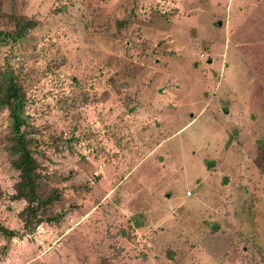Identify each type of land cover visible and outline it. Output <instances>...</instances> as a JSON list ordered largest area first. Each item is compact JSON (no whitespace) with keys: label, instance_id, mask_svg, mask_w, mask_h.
Returning <instances> with one entry per match:
<instances>
[{"label":"rangeland","instance_id":"rangeland-1","mask_svg":"<svg viewBox=\"0 0 264 264\" xmlns=\"http://www.w3.org/2000/svg\"><path fill=\"white\" fill-rule=\"evenodd\" d=\"M57 220L24 229L0 108V264H264V0H0Z\"/></svg>","mask_w":264,"mask_h":264},{"label":"trees","instance_id":"trees-1","mask_svg":"<svg viewBox=\"0 0 264 264\" xmlns=\"http://www.w3.org/2000/svg\"><path fill=\"white\" fill-rule=\"evenodd\" d=\"M12 28L0 29V43L17 41L26 35V31L35 25L32 19H23L17 15L12 16ZM25 92L23 91L19 77L13 70L0 69V108L8 111L10 123V150L13 158L10 160L12 167L18 172V178L13 184V199L25 201L24 207L19 212L22 227L33 230L43 222L56 221L58 214L52 212V207L59 199L57 188L43 186L42 176L38 168L40 163L34 155L33 149L37 141L32 137V130L26 121ZM264 161V149L261 153ZM2 191L0 190V197ZM0 233L10 240L16 232L0 223Z\"/></svg>","mask_w":264,"mask_h":264}]
</instances>
